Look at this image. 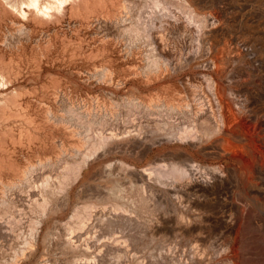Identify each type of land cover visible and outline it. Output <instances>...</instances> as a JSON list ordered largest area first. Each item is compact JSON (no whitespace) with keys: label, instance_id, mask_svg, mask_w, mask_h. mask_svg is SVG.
Segmentation results:
<instances>
[{"label":"bare ground","instance_id":"obj_1","mask_svg":"<svg viewBox=\"0 0 264 264\" xmlns=\"http://www.w3.org/2000/svg\"><path fill=\"white\" fill-rule=\"evenodd\" d=\"M240 16L0 0V264H264V47Z\"/></svg>","mask_w":264,"mask_h":264},{"label":"rangeland","instance_id":"obj_2","mask_svg":"<svg viewBox=\"0 0 264 264\" xmlns=\"http://www.w3.org/2000/svg\"><path fill=\"white\" fill-rule=\"evenodd\" d=\"M223 2L226 4V8L228 12H238L239 15H241L240 17H238V20L235 23L236 30L239 31L238 33L253 36L255 39H261L263 42V47H264V0H225V1L223 0ZM242 20L243 22H241ZM257 80H258L257 85L256 83L252 85V87L254 88L252 92L254 94V98L258 100L260 97L262 98L264 97V93H263L264 92V70L262 71V73L259 76V79ZM259 100H260L259 103H257L256 105H258L259 108H264L263 100L262 99H259ZM130 227H128L130 229V231L127 230L128 233H122V234L120 233L121 235L124 234L122 237L136 236L139 239L141 238L142 241H145L147 237L145 235L147 232L146 225L145 226L138 225L135 227L132 226L131 228ZM133 228L134 230H132ZM135 230L136 232H134ZM136 233H139V235H136ZM121 235L117 234V236H121ZM166 238L168 239V236L167 237L165 236L164 238L165 241L163 240V242L165 243L168 242L170 237L168 240ZM96 241L97 240H95V243H100V240H98L97 242ZM147 243L148 245H150L149 240H147ZM129 245L131 246L130 247L131 248L130 250L132 251L131 254H133V252L135 253L134 250H136V247H137L136 243H133L132 241V243L130 242ZM184 247L185 246L181 247V249L183 248L182 250H186L184 249ZM143 249L145 250V248H141V250ZM130 256L131 258L133 257V255H130ZM125 264H127V261L125 262Z\"/></svg>","mask_w":264,"mask_h":264}]
</instances>
